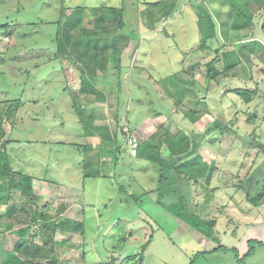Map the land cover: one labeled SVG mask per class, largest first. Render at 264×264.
Returning a JSON list of instances; mask_svg holds the SVG:
<instances>
[{
	"label": "rangeland",
	"instance_id": "obj_1",
	"mask_svg": "<svg viewBox=\"0 0 264 264\" xmlns=\"http://www.w3.org/2000/svg\"><path fill=\"white\" fill-rule=\"evenodd\" d=\"M159 1L64 0L63 4V0H0V110H4L6 100L23 101L19 110L10 111L6 117V134L2 138L12 140L8 151L14 168L32 174L37 181L33 185L35 198L28 199L13 190L9 203L0 205V218L4 220L10 207H16L17 215L24 220L39 223L34 224L37 227L32 237L42 245L44 220L51 222L62 204L80 199L86 211L84 242L81 235L72 233L65 239L69 244L64 248L53 246L55 252L65 251L63 264H133L135 259H124L140 252L147 243L143 264H264V199L258 206L248 199L264 187V148H259L264 145L261 51L252 55V60L243 55L237 74L221 77L208 93L202 73H194L202 95L208 96L209 109L194 124L182 112H174L175 98L170 92L176 95V85L171 78L187 73L194 63L204 64L207 57L214 58L216 54L211 49L198 50L203 43L197 9L191 0H186L167 21L151 26L148 6ZM209 4L212 10L218 5L216 1ZM77 6L86 7L81 26L88 29L95 26L98 18L92 12L94 7L125 8L122 63L110 56L106 77L98 74V86L106 91L103 102H93L97 123L110 126L113 133L130 128L135 138L143 140L159 127L172 135L185 130L194 143H200L195 157L187 162L195 170H203L201 176L176 181L177 188L169 186L173 192L162 197L161 202L156 191L160 168L126 153L130 151L129 144L126 150L121 149L116 176L83 178L84 154L75 146L87 144L89 138L75 113L76 101L71 93L80 89L84 66L77 64L74 56L58 59L56 42L62 7L70 13ZM254 18L252 28L230 31L229 42L219 32L212 49L224 43L227 48L236 44L245 47L248 54L252 45L258 48L260 42L264 44V8ZM5 24L11 26L10 35L5 34ZM106 29L119 32V25L109 22ZM119 89L131 107L128 118L127 104L126 114L118 113ZM256 90L263 99L256 96ZM163 92L169 93L171 99L163 98ZM188 101L181 106L192 108ZM154 111L162 112L155 115ZM119 138L127 142L122 133ZM93 141L98 146L99 139ZM165 158L171 159L169 154ZM128 194L144 196L134 201ZM179 200L191 213L207 222L215 221L212 238L203 236L165 206ZM77 209L74 206L69 212L75 221ZM59 234L55 238L61 240ZM7 241L10 248L12 244ZM35 254L38 256L36 251Z\"/></svg>",
	"mask_w": 264,
	"mask_h": 264
},
{
	"label": "trees",
	"instance_id": "obj_2",
	"mask_svg": "<svg viewBox=\"0 0 264 264\" xmlns=\"http://www.w3.org/2000/svg\"><path fill=\"white\" fill-rule=\"evenodd\" d=\"M185 1L186 0H160L158 3H151L147 10L150 24L152 23L151 26L155 25L157 22H165L170 19L171 16L181 10ZM210 1H216V3H218V5L214 7V10H212L209 4ZM191 2L197 9L198 31L203 43L198 50L207 51L211 49L216 56L214 58L210 56L207 57L206 60H208L204 64H192L188 68L187 73L183 72L178 73V75H173L171 79L175 80L173 84L176 85V95L171 92L170 95L171 98H175L172 104V108L175 109L174 112H182L190 122L197 124L209 113V109L207 101L208 96H206V94L202 95L203 92L199 89V86H197L198 84L194 80V73L197 71L202 73L207 82L205 90L208 93L212 85L217 83L221 77L229 73L237 74L236 69L242 65L243 55H247L248 59L252 60V55L255 56L261 51L260 57L262 61L264 60V44H261V42L258 48L252 45L248 54L245 52V47L236 44H234L235 46L232 48H227V43H224L216 47V49H212L214 40L216 41V39H218L219 32L222 34V38L229 42L230 38L228 33H230V31H241L252 28L254 26L255 13L264 8V0H202L196 2L191 0ZM85 8V6H77L73 8V10L71 9L69 13L68 9L66 12L65 7H62L61 18L57 21L56 34V42H58L57 58H69L74 56L75 62L77 64L81 63L84 66L81 68L84 72L80 75V89L71 93L76 101V104L73 105L75 113L78 115L84 132H86V136L89 138L87 144H77L75 146L79 151H83L84 154L83 161L81 162L84 180L89 178H110L116 176L117 164L120 163L122 156V154H120L122 152L121 149H127L129 138V134L124 132L123 129H121V132L118 130L113 133L110 126L97 123V119L95 118L97 112L93 106V102H103L105 100L106 89L105 87L100 88L98 86L101 81L98 74H101V77H106L110 56L113 61L119 64L122 63V50L120 44L124 37L125 8L124 6L94 7L92 12L98 15V18L95 20V26L92 29L83 28L81 26L85 17V13L83 12ZM153 9L155 10L154 12ZM109 22L117 23L119 25V32L106 29V25ZM3 27L6 29L5 34L10 35L11 26L5 24ZM218 63L221 65L219 66ZM262 71L264 73V69ZM120 92L121 90L119 91L117 99L118 113L119 115L123 113L125 115L124 108L127 104V109L129 111L127 110V116L125 117L128 118L131 107L126 103V98ZM256 92V96L262 98L263 95H261L260 90H256ZM164 93L165 92H163V94ZM167 94H164L163 98L168 96ZM186 100H189L188 102L191 100L192 108L200 104L199 108H183V102ZM22 104L23 101L21 98L9 99L5 101L4 110L3 108L0 110V205L9 203V198L13 190L21 192L22 195L28 199L32 200L35 198L33 186L35 177L21 169L14 168L8 151V145L12 140L4 141L2 138L6 134L3 128L6 117H9L10 111L19 110ZM180 108H182V110H179ZM154 112L156 113L155 115H158L162 111ZM121 133L124 137L126 136L127 142H125V140L121 141L119 138ZM188 134L189 133L185 130H182L179 134L172 135L168 130L159 127L155 133L145 140L136 138L139 142L136 156L131 155L129 151L126 152L132 157L145 159L158 165L160 170L156 191L160 194L159 201L162 197L165 198L167 195L172 194L173 191L171 192L168 187L173 184L175 185L176 181L192 179L196 176H201L203 172V170H199V168L195 170L193 164L187 162L191 157H195V149L200 146L199 141L194 143L191 136ZM93 139H99L98 146L94 145ZM121 142L124 143L122 146H120ZM259 148L263 149L264 145H260ZM167 154L170 155V160L165 158ZM108 160L112 162L110 165ZM183 165L185 167H183ZM107 168H109V171ZM181 173H185V175L181 176ZM175 187L177 188L176 185ZM165 190L167 191L165 192ZM145 194H149V192H145ZM128 196L130 200L141 201L144 195L128 194ZM248 199L254 205H260L261 201L264 199V187L258 195L253 198L248 196ZM34 205L35 204H32V208H35L33 207ZM165 206L173 210L175 216L183 222H186L203 236L212 238L215 221L207 222L198 217L195 213H191L182 200L175 203H166ZM10 209L11 210L7 214L8 220L11 218L13 219L17 208L10 207ZM47 220L44 221L41 227V233L43 235L42 246L31 242L32 238L30 237V232H32L33 229V226H30L31 224L28 227L21 228L17 230V234L22 241L19 240L16 243L17 247L14 251L6 253L3 264L54 263L53 260L51 262H46L44 260L47 248L53 249V246L56 245H67L65 240L57 241L55 239L56 233L60 230L67 232L69 229L70 233H81L82 236L85 235L84 222L62 221V223L59 224L58 221L50 222ZM14 225L15 224L11 222L7 226V229L13 231ZM28 241L31 242L29 247L26 246ZM148 246V243L145 244L140 252L132 256H127L124 260L135 259L133 264H143ZM44 249L46 251H44ZM35 251L38 253V256H36ZM252 252L253 250L251 249L249 254Z\"/></svg>",
	"mask_w": 264,
	"mask_h": 264
},
{
	"label": "crops",
	"instance_id": "obj_3",
	"mask_svg": "<svg viewBox=\"0 0 264 264\" xmlns=\"http://www.w3.org/2000/svg\"><path fill=\"white\" fill-rule=\"evenodd\" d=\"M112 162L110 161V164H111ZM35 182H37L36 180H34V182H33V185H35ZM34 191H35V189H34ZM216 196V195H215ZM75 200L74 201H70L69 202V204H67V205H65V204H62L63 206L61 207V209H60V212H59V214H56V216L54 217V218H52L53 220H51V222H54V221H68V218H71V220H69L70 222H84V220H85V217H84V213L86 212L85 211V207L83 206V204H82V202L80 203V199H76V198H74ZM72 200V199H71ZM65 203V202H64ZM84 203V202H83ZM74 206H77V210H78V218H77V220L75 221V220H72V219H74L73 217H70V214H69V212L71 211V209H72V207H74ZM89 206H95V205H89ZM6 208V207H5ZM46 208L47 209H49V207H47L46 206ZM38 210V209H37ZM3 211H5V210H3ZM10 211V210H9ZM18 211V209H16V212ZM81 211V212H80ZM14 213V217H13V219L11 218L10 220H8V218H4V220L3 219H1L0 218V227H2L3 229H0V230H2V232L4 233V235L2 234V232H0V251H1V257H0V264H3L4 263V259H5V257H6V253L7 252H11V251H14L15 249H16V247H17V245H16V243L20 240V241H22L21 240V238H20V236H18V234H17V230H20L21 228H24V227H28L30 224V226H33V229H32V233L30 234V237L32 238V240H31V242H33V243H35V244H37V245H40V246H42L40 243H38L32 236H33V233H34V230H35V227H37V226H35L34 224H39V223H33L32 221H29L28 219H26V220H24V218L21 216V215H17V213ZM61 217H63V218H61ZM22 218V219H21ZM50 218V217H49ZM66 218V219H65ZM45 220H47V219H45ZM44 220V221H45ZM22 221V222H21ZM47 221H50V220H47ZM46 221V222H47ZM11 222H13L15 225H14V229H13V231H9L8 229H7V226L11 223ZM58 233H60L58 236H62V239H68V237L69 236H71V235H73L72 233H70V231H69V229H68V231L67 232H64V231H62V230H60ZM58 233H56V235L58 234ZM77 235H81V233H77ZM3 236H5V238H3ZM82 236V235H81ZM8 237V238H7ZM57 241H62V239L61 240H58V238H55ZM82 239H83V236H82ZM7 240H10V242H11V246H10V248H8L7 247ZM31 242L30 241H28L27 243H26V246H30L31 245ZM67 242V244H69L68 243V241H66ZM83 242H84V239H83ZM61 247V249L62 248H64L65 246L64 245H62V246H60ZM60 249V253H59V251L58 252H55V251H53V249H48L47 248V251H46V253H45V257H44V260L46 261V262H51L52 260L53 261H58V262H60V264H63L64 263V261H65V259H64V257H65V251L64 250H61ZM51 252V253H50ZM42 254V253H41ZM51 264H54L53 262H51Z\"/></svg>",
	"mask_w": 264,
	"mask_h": 264
},
{
	"label": "built area",
	"instance_id": "obj_4",
	"mask_svg": "<svg viewBox=\"0 0 264 264\" xmlns=\"http://www.w3.org/2000/svg\"><path fill=\"white\" fill-rule=\"evenodd\" d=\"M124 132L128 133L129 134V138H128V144L130 146V153L131 155L133 156H136L137 155V152H138V148H139V142L137 141V139L133 136V134L130 132V129L129 128H125L124 129Z\"/></svg>",
	"mask_w": 264,
	"mask_h": 264
}]
</instances>
